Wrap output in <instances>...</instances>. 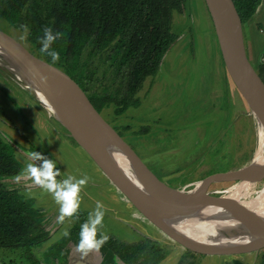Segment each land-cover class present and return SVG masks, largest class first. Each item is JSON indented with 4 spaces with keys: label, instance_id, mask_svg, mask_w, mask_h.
Masks as SVG:
<instances>
[{
    "label": "rangeland",
    "instance_id": "rangeland-1",
    "mask_svg": "<svg viewBox=\"0 0 264 264\" xmlns=\"http://www.w3.org/2000/svg\"><path fill=\"white\" fill-rule=\"evenodd\" d=\"M262 6L260 15L255 17L256 13L243 27L246 51L253 67L264 54V0ZM174 32L180 39L165 57L158 74L147 83L152 88L145 87L140 109L116 117L110 107L101 115L113 129L131 128L123 140L158 183L185 193L190 191L194 196L205 195L216 200L227 197L230 204L248 200L264 187V166L259 167V172L254 161L259 144L258 128L230 81L231 97H227L228 76L205 0L187 1L185 12L174 16ZM27 34L0 20V37L31 53ZM141 127L150 130L141 136L138 134ZM0 135L14 144L16 138L19 140L16 157L21 170L27 165L39 169L47 160L54 164L57 183L62 184L69 177L71 183L88 178L81 186L78 210L88 220L96 202H101L104 218L98 236L103 232L107 241L157 242L165 257L158 264H179L183 256L184 264L222 263L218 255L188 253L148 222L69 130L45 110L38 98L2 71ZM254 171L258 175L252 179ZM224 176L230 178L209 181ZM16 177L5 184L34 200L35 207L45 212L46 226L53 233L50 240L30 250L42 264H120L105 244L107 241L82 259L76 251L80 225L72 216L58 221L59 205L51 193L29 176L19 181ZM244 183L254 185L250 195L243 191ZM239 192L243 195L239 196ZM254 203L247 205L246 211ZM262 212L264 208L256 215ZM263 251L264 245L256 254L252 253L250 264H258ZM0 264H29L26 251L0 252Z\"/></svg>",
    "mask_w": 264,
    "mask_h": 264
},
{
    "label": "trees",
    "instance_id": "trees-1",
    "mask_svg": "<svg viewBox=\"0 0 264 264\" xmlns=\"http://www.w3.org/2000/svg\"><path fill=\"white\" fill-rule=\"evenodd\" d=\"M187 1L0 0V20L20 31L26 25L32 54L68 74L100 114L111 107L114 115L121 117L140 109L145 87L152 88L147 83L158 74L180 39L174 32V16L185 12ZM233 2L244 27L263 0ZM44 28L61 33L51 45L60 56L56 63L39 52ZM254 68L264 83V54ZM228 82L226 78L230 98ZM130 130L129 126L115 129L123 139ZM149 130L141 127L138 134ZM16 151L0 135V252L24 250L29 264H42L30 250L53 235L46 226V214L35 207L33 199L5 184L20 174ZM72 218L80 226L88 222L79 210ZM105 244L122 264H158L165 258L164 249L149 240L127 243L111 239ZM185 259L183 256L179 264ZM258 264H264V251Z\"/></svg>",
    "mask_w": 264,
    "mask_h": 264
},
{
    "label": "water",
    "instance_id": "water-1",
    "mask_svg": "<svg viewBox=\"0 0 264 264\" xmlns=\"http://www.w3.org/2000/svg\"><path fill=\"white\" fill-rule=\"evenodd\" d=\"M205 4L218 39L228 80L243 99L257 128L259 126L264 135V83L249 61L243 25L234 2L233 0H205ZM0 71L36 98L39 95L54 96L73 101L76 107L83 111L94 129L98 139L96 144L99 145V141L103 142L108 152L114 157L115 172L111 173L89 146L78 140L75 127L59 116L56 118L69 130L76 142L91 154L138 213L183 249L198 255L233 257L231 264H250L252 253L264 245V212L257 215L202 214L200 209L194 207L188 200V197L199 198L200 196L158 183L133 149L94 108L80 86L61 69L0 37ZM41 77L45 78L43 82ZM12 144L19 149L17 143ZM258 171L260 172V169ZM257 175L255 171L252 177ZM228 178L230 176L209 181H221ZM119 180L126 189L122 188ZM152 199L165 205L166 218L159 216L158 212L149 206V200ZM211 235L233 237L245 243H242L243 246L240 247L219 246L215 250H206L204 247L212 243L207 240ZM117 260L122 264L119 259Z\"/></svg>",
    "mask_w": 264,
    "mask_h": 264
},
{
    "label": "bare ground",
    "instance_id": "bare-ground-1",
    "mask_svg": "<svg viewBox=\"0 0 264 264\" xmlns=\"http://www.w3.org/2000/svg\"><path fill=\"white\" fill-rule=\"evenodd\" d=\"M38 98H39L41 105L45 108V110L51 116L53 117L59 116L61 117L62 120L67 121L73 127H75L77 130V131L75 130V132H76V136L78 140L84 145H88L91 151L99 158V160L103 163V165L107 166V169L111 173L115 172L114 157L111 155L110 152H108L103 142L99 141V145L96 144V141L98 139H97V135L94 129H92L90 123L84 116L83 111L79 109L78 107H76V104L73 101H70L68 99L59 98V97H54V96H44L43 97L39 95ZM258 128H259L258 129L259 130L258 131L259 144H258L256 153L254 152L255 153L254 161H255V164L257 165L255 167L256 169L257 168L259 169V167H261L262 165L264 166V135H263L261 128L259 126ZM25 152L28 153L27 151ZM27 155H30V154H27ZM118 182L120 183L123 189H126L124 184L120 182V180ZM253 187L254 185L251 183H244V186L242 188H244L243 189L244 192L250 195L249 192L253 190ZM237 195L238 194L236 193L235 197ZM240 195H243V194L242 193L240 194L239 192V196ZM231 198L234 199V196L231 195ZM152 200H149V206L155 212L157 211L159 216L166 218L167 214H166L165 205H163V203L160 201H155V200L152 201ZM188 200L191 202V204L194 207L195 206L198 207L200 209L199 211L202 212V214H207V215H212V216H224L227 214L229 215L256 214L260 212L262 208H264V187L262 188V190L260 191L258 195H254L252 198H249L248 200H244L241 202L240 200H238L236 204H230L229 199H227V197L225 199L221 198L220 201L215 200V199H208L205 197H199V198L188 197ZM252 202H255L254 205L251 207L249 211L248 210L246 211V206ZM207 240L211 241L212 243L204 247V249L206 250H215L219 246L240 247V246H243L242 243H245L237 239H231V237L227 238L224 235L223 236L222 235L221 236L211 235V237H209Z\"/></svg>",
    "mask_w": 264,
    "mask_h": 264
},
{
    "label": "clouds",
    "instance_id": "clouds-1",
    "mask_svg": "<svg viewBox=\"0 0 264 264\" xmlns=\"http://www.w3.org/2000/svg\"><path fill=\"white\" fill-rule=\"evenodd\" d=\"M25 32L28 31L26 25L21 26ZM61 36L60 32H53L51 28H44L42 37H39V52L42 55L50 57L52 63H56L60 56L59 53L52 49L51 45ZM41 77V81H44ZM38 155V154H33ZM57 172L54 171V164L51 161L45 160L42 166L38 169L32 165H27L23 168L20 174L17 175V181L25 176H29L34 182L41 185L51 193L52 199L59 205L58 221L63 222L66 217L73 216L80 206L79 193L81 186L85 185L87 177L71 183V177L64 180L63 183H57L54 179ZM104 210L100 201L96 202L95 208L88 214V222L80 226L78 240L76 242V251L81 258L87 257L91 252L98 251L101 246L107 241L108 237L103 232L97 235L98 229L103 227ZM68 235L67 232L64 233Z\"/></svg>",
    "mask_w": 264,
    "mask_h": 264
},
{
    "label": "crops",
    "instance_id": "crops-1",
    "mask_svg": "<svg viewBox=\"0 0 264 264\" xmlns=\"http://www.w3.org/2000/svg\"><path fill=\"white\" fill-rule=\"evenodd\" d=\"M262 4H263V2H262ZM262 4H261V6H260V8H259V10H258V12H257V15L255 16V17H258V15H260V13L262 12V9H263V6H262ZM15 141L17 142V144L19 145V140L16 138L15 139ZM15 142V143H16ZM228 260V259H227ZM221 261H222V263L221 264H231L232 262L229 260V263H226L227 261H224V260H222L221 259Z\"/></svg>",
    "mask_w": 264,
    "mask_h": 264
},
{
    "label": "flooded vegetation",
    "instance_id": "flooded-vegetation-1",
    "mask_svg": "<svg viewBox=\"0 0 264 264\" xmlns=\"http://www.w3.org/2000/svg\"><path fill=\"white\" fill-rule=\"evenodd\" d=\"M224 261H227L226 263H229V260H227V258L225 256H222V258ZM233 257H231L230 261L233 262Z\"/></svg>",
    "mask_w": 264,
    "mask_h": 264
}]
</instances>
